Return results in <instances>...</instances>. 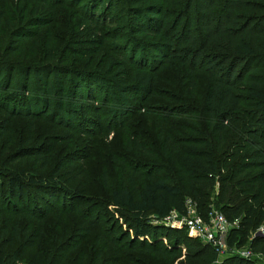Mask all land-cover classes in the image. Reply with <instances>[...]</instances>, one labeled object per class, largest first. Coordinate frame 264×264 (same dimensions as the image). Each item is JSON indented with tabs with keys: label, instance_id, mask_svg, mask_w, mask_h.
Here are the masks:
<instances>
[{
	"label": "trees",
	"instance_id": "obj_1",
	"mask_svg": "<svg viewBox=\"0 0 264 264\" xmlns=\"http://www.w3.org/2000/svg\"><path fill=\"white\" fill-rule=\"evenodd\" d=\"M42 2L49 5L63 2L71 19H67L70 26L81 23L95 33V38L103 37L99 49L106 48L108 57L105 56L103 69L79 67L70 71L64 65L63 75L59 77L57 67L47 61L53 58V47L46 45L49 52L44 57V65L38 69L17 65L1 73L0 66V78L4 75L3 90L25 92L24 105H17V101L8 105L4 101L13 99L15 92L0 96V103L7 104L0 107H4L8 117L22 114L32 123L33 118L39 117L41 107L44 115L47 114L50 103L57 108L56 111L50 108L52 115L48 117L52 119L56 114L64 117L69 106H64L60 98L66 95L65 75L68 74L72 79L77 74L86 81L90 78L98 81L120 97L128 94L121 99L136 101L140 106L149 97L159 96L155 86L158 80H165L171 86L175 83L159 76L163 70L179 79L203 73L207 79L206 92L199 107L186 103H181V107L165 105L164 113L155 114L151 113L152 105L143 107L146 115L152 116V130L161 140L162 154L153 166L132 163L127 177L110 189L108 204L118 213L126 230H121L119 225L115 227L117 222L113 221L103 227V223H98L103 216L97 215L91 221L97 233L92 238L91 248L95 247V252L89 257L90 261H85L83 251L76 259L68 255L81 237L75 234L76 243L69 239L71 236L63 239L64 228L60 226L63 216L84 214L90 205L67 206L57 203L54 196L59 199L72 196L78 201L84 197L48 176L28 174L24 169L3 171L0 168V178H3L0 180V264H105L106 260L113 259V253L134 250L166 264L175 256L183 257L179 264H264L258 258L237 255H228L216 262V253L209 244L186 234L177 235L181 233L179 229L160 222L172 212L184 215L185 200L189 197L203 220L211 207L227 221L237 219L236 226L226 234L228 247L245 246L264 258V235H254L264 221V0ZM2 16L0 14V20ZM24 21L10 31V35H15L14 43H6L5 56L17 50L16 42L30 38ZM47 22L44 19L42 23H34V27L47 26ZM1 33L9 36L2 29ZM71 56H64L60 63L73 62L76 57ZM88 65L85 61L84 66ZM13 72L16 75L13 76ZM45 72L47 77L40 84L41 77L36 75ZM30 74L34 76L32 96L27 95ZM116 75L122 80H117ZM50 94L56 95V99L50 101ZM172 94L182 99L183 95ZM76 99L92 102L86 113L94 115V124L107 111L114 112L93 104L92 94ZM20 105L24 107H17ZM129 107L132 109L131 105ZM176 112L177 115L188 114L190 123H178L169 129L170 114ZM194 112L205 117L206 123H201L200 119L194 121L191 116ZM176 129L187 133H176ZM132 146L137 148L140 144L134 140ZM40 147H20L9 153L0 166L30 158L46 160L50 147L45 150ZM154 167L159 174L154 173ZM29 188L40 192L39 197L30 195ZM53 216H56L55 221H52ZM89 228L84 230L85 236L90 233ZM116 229L121 231L114 233ZM169 232L176 235L166 240ZM107 250H111V256L102 258Z\"/></svg>",
	"mask_w": 264,
	"mask_h": 264
},
{
	"label": "rangeland",
	"instance_id": "obj_2",
	"mask_svg": "<svg viewBox=\"0 0 264 264\" xmlns=\"http://www.w3.org/2000/svg\"><path fill=\"white\" fill-rule=\"evenodd\" d=\"M43 1V0H42ZM38 0H0V14L3 15L0 20V29L9 34L3 36L0 34V66H2L1 73L13 66H26L30 69H38L44 65L49 50L46 45L52 46V59L47 61L53 63L57 67L58 76L63 75V66L70 71H75L79 67H87L90 69H103L105 66V56L108 57V50L99 49L101 45V38H95L96 35L90 32L83 24H75L72 27L67 19L69 15L67 9L63 7V2L49 5L46 2ZM48 1V0H47ZM59 0H56L58 2ZM50 6V8H48ZM46 19L47 26L34 27L36 23H42ZM78 19V16H75ZM25 20V21H24ZM71 20V19H69ZM24 21L25 27L29 28L30 38L23 42L17 43V50L5 56L6 43L13 44V34L10 31L18 27L19 23ZM74 21V20H72ZM35 23V24H34ZM72 55L76 57L73 62H62L64 56ZM89 63L84 66V62ZM102 65V66H100ZM16 75L15 72L12 74ZM41 77L40 84L43 82L47 73L36 75ZM159 76L175 81L171 83L158 80L155 84L159 89V96L149 97L143 102L142 106L136 101L127 98L128 94H122L115 91L107 90V87L98 81L89 79L86 81L80 75H75L72 79L71 75H65L66 95L60 98L65 105L69 106V112L65 113L64 117L60 118L59 114L55 117L49 118L52 115L50 108L56 111V105L50 103L49 111L44 115L41 105V111L38 113L39 117L33 118L32 123L30 119L22 114L12 115L8 117V113L3 111L4 107H0V163H3L6 156L17 150L20 147L27 145L40 146L42 149H47L48 156L46 160L42 158H30L22 162L15 161L10 164L0 166L1 170H18L24 169L25 173L34 175L48 176L60 183L63 187H68L76 190L81 194L82 199L75 200L72 196L70 199L63 196L58 198L54 196L57 203L67 206L90 208L88 211L82 213L68 214L63 216L60 221V226L64 228L63 239L68 238L75 243L78 240L77 235L81 237L80 243L77 247L70 251L68 255L76 256L80 251L86 255L85 261L94 254L95 247L91 248L92 238L97 233L95 224H91L97 215H102L103 218L98 220V223H103V227L111 225L112 221L115 227L121 226V230H126L122 224L118 213L108 204V192L113 186H116L120 179H125L129 173V167L132 163H145L150 166L156 165L159 162V157L162 154L161 140L156 136L152 130L151 115H146L144 110L145 105H152L151 113L163 112L162 108L165 105H192L199 107L203 101L206 92V77L203 73H194L191 77L179 79L173 75L172 72L163 70L159 72ZM4 75L0 78V96L2 97L7 92H15L13 99H5L8 105H12L13 101H17V105L23 103L24 91H15L14 89L3 90L1 85ZM117 80L122 78L116 75ZM193 82L190 83L189 80ZM28 96L34 94L33 83L34 76L30 74L29 77ZM50 83H53L49 79ZM122 83H124L122 81ZM91 85V86H90ZM32 86V89L30 88ZM72 88V89H71ZM109 88V87H108ZM183 95L182 99H177L172 93ZM95 98L93 104L100 105L103 109L114 111L113 113L103 114L98 123L93 114L86 113L91 109L92 102L88 100L77 101V97H85L86 94ZM168 93L172 94L171 96ZM162 97V98H161ZM39 99V98H38ZM48 99L52 101L56 99V95L50 94ZM174 99V100H172ZM3 101V105H7ZM0 103V105H2ZM23 105L17 107H24ZM131 105L132 109L129 107ZM125 106L123 109L120 108ZM119 107V108H118ZM142 107V108H141ZM181 107V106H180ZM116 108V109H115ZM157 108V109H156ZM120 109V111H119ZM54 113V112H53ZM164 113V112H163ZM188 114L171 113L168 119V128L176 127L178 123L187 122ZM192 119L197 122L200 119L201 123H206V118L201 114L194 112L191 114ZM59 119V121H57ZM199 121V122H200ZM63 123V124H59ZM122 126V127H121ZM31 128V130H30ZM84 131V132H81ZM176 133L186 134L185 130L176 129ZM28 141L26 142V140ZM137 140L140 147L133 148L132 141ZM161 153V154H160ZM123 161L125 166H123ZM123 169V171H122ZM154 173L159 174L154 167ZM54 171H56L54 173ZM2 181L3 178L1 177ZM28 193L32 196L39 197L40 192L36 189L29 188ZM36 200V199H35ZM77 201V203H76ZM192 208L193 202L189 197L185 200ZM76 203V204H75ZM42 206L41 202L38 203ZM54 206H58L54 205ZM194 207V205H193ZM70 208V207H67ZM210 210H218L211 207ZM56 216H53L52 221H55ZM86 217V218H85ZM153 218L152 220H154ZM264 222V221H263ZM262 222V223H263ZM168 225L170 223H167ZM92 225V227H91ZM164 225V224H163ZM167 226V225H164ZM264 226V224H263ZM90 227V228H89ZM169 227V226H168ZM90 229V233L85 236L84 230ZM171 228V227H170ZM264 228V227H263ZM76 232H71L72 230ZM175 229V228H174ZM181 233L177 235L186 234L188 237L199 240L192 234L187 233L183 227L178 228ZM116 229L114 233L121 231ZM176 233L169 232L166 240H170ZM163 240V238H161ZM226 247V239H224ZM202 242V241H201ZM180 246V245H179ZM245 249L250 251L247 247H236L231 245L228 247L226 253L239 251ZM111 250H107L102 255V258L111 256ZM113 259L106 260L105 264H166L165 261L154 259L149 254L137 253L134 251L116 252L112 254ZM225 255L217 257L216 262L224 259ZM258 260L264 261L263 256H257ZM182 256H175L170 261V264H179L182 262ZM90 261V259H89Z\"/></svg>",
	"mask_w": 264,
	"mask_h": 264
},
{
	"label": "built area",
	"instance_id": "obj_3",
	"mask_svg": "<svg viewBox=\"0 0 264 264\" xmlns=\"http://www.w3.org/2000/svg\"><path fill=\"white\" fill-rule=\"evenodd\" d=\"M185 204L186 213L184 215H178L175 212H172L168 216L162 218L160 222L171 228H185L187 233L197 237L203 243L209 244L215 251L217 257H221L222 255H237L242 258H258V254L246 251L245 249H240L239 251L234 250L233 252L226 253L228 247H226L223 238L226 239L228 230L236 226L237 219L227 221L220 212L210 210L207 213L206 219L203 220L200 216H198L193 205L191 208L186 201ZM167 223L170 224L168 225ZM263 224L264 222L256 229L254 235H264ZM17 264L24 263L20 262Z\"/></svg>",
	"mask_w": 264,
	"mask_h": 264
}]
</instances>
